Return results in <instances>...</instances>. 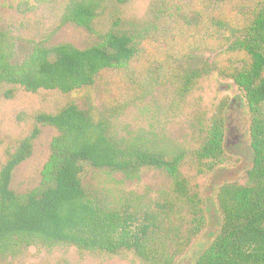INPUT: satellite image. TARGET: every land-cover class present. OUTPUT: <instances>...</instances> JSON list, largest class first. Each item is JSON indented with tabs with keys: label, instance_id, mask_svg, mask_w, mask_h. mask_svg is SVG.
Here are the masks:
<instances>
[{
	"label": "trees",
	"instance_id": "1",
	"mask_svg": "<svg viewBox=\"0 0 264 264\" xmlns=\"http://www.w3.org/2000/svg\"><path fill=\"white\" fill-rule=\"evenodd\" d=\"M47 1L35 0L39 5ZM97 9L94 1L72 0L62 20L95 34ZM227 47L247 56L231 75L241 106L248 109L245 140L228 149L232 109L223 100L200 131L196 160L219 175L230 173L226 167L234 154H247V160L240 180L219 186L214 210L203 207L199 192L183 177L181 153L155 151L143 140L129 143L108 121L71 104L57 114H38L33 131L0 171V256L19 247L70 244L110 255L132 251L145 264H178L207 227L208 211L218 230L208 245L191 252L189 264H264V0ZM138 51L135 37L113 31L101 35L96 45L79 49L70 43L24 41L0 29V87L70 94L94 86L104 71L125 68ZM202 77L193 70L183 79L182 92H189ZM11 94L5 92L7 98ZM43 128H53L58 135L50 145L42 186L20 195L12 189L14 172L33 155ZM145 168L167 174L174 199L141 209L129 202L116 204L87 183L92 173L133 179Z\"/></svg>",
	"mask_w": 264,
	"mask_h": 264
},
{
	"label": "rangeland",
	"instance_id": "2",
	"mask_svg": "<svg viewBox=\"0 0 264 264\" xmlns=\"http://www.w3.org/2000/svg\"><path fill=\"white\" fill-rule=\"evenodd\" d=\"M71 1L48 0L39 5L35 0H0V29L24 41L46 46L70 43L79 49L96 45L109 31L125 33L137 39L138 55L125 68L102 72L94 86L70 94L44 90L33 94L0 87V171L35 128L38 114H57L75 104L93 112L96 120L108 121L112 131L129 143L143 140L155 151L181 153L183 177L199 192L203 207L214 210L219 186L244 175L247 154H234L236 158L226 167L230 173L210 171L196 160L202 142L200 131L218 105L227 100L232 109L227 147L230 150L245 140L243 118L248 109L241 106V94L231 75L247 56L227 46L262 0H91L98 6L95 34L63 22ZM193 70L203 77L183 93V79ZM9 90L12 94L7 98ZM57 135L53 128L42 129L33 155L14 172L12 189L16 193L27 194L42 186L50 145ZM87 183L93 192L116 204L129 202L141 209L174 199L171 179L151 168L133 179L92 173ZM206 215L207 227L178 264H189L191 252L208 245L216 234L218 226L211 222L208 211ZM0 264L145 263L132 251L110 255L59 244L19 247L0 256Z\"/></svg>",
	"mask_w": 264,
	"mask_h": 264
}]
</instances>
